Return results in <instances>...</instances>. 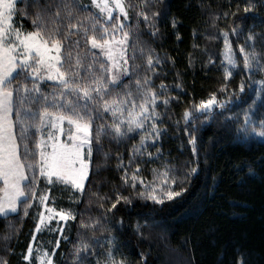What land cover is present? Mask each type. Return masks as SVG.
Masks as SVG:
<instances>
[{
	"label": "trees",
	"instance_id": "16d2710c",
	"mask_svg": "<svg viewBox=\"0 0 264 264\" xmlns=\"http://www.w3.org/2000/svg\"><path fill=\"white\" fill-rule=\"evenodd\" d=\"M122 1L128 19L108 21L91 0H73L72 22H83L90 28L89 17H96L100 21L97 28L103 23L125 25L124 31L130 33L125 43L127 74L120 78L113 96L123 97L132 91L139 104L136 80L143 83L147 77L145 87L158 96V115L132 132L126 131L127 124L122 125L124 136L113 138L108 129L110 134L102 136L99 143L93 140L83 189L75 190L53 179L49 182L39 174L37 165L32 188L35 195L30 194L26 211L19 204L16 213L0 215V264H38L37 257L44 253L49 254L52 264H97L98 260L103 264L109 248H114L116 261L124 264H264V138L251 134L238 140L244 134L239 129L245 112L254 110L251 118L259 127L264 119V0H147V7L145 0ZM248 4L252 8L245 13ZM14 6L13 26L23 32L35 30L36 12L45 6L54 11L49 0H17ZM138 12H146L148 21L138 17ZM153 12L160 15L154 17ZM60 20V31L64 32L67 19L63 12ZM53 27L56 25L48 24V29ZM113 31L109 27V38ZM249 33L255 35L254 41L247 39ZM117 35L123 34L115 32V38ZM226 36L240 61L229 77L224 73ZM76 40L78 47L72 43ZM253 43L261 69L253 65L249 72L243 66L240 48ZM89 51L100 52L86 44L82 35L62 41L65 68L70 58L72 71L82 76L100 75L99 63L92 64L93 59L104 61L106 66L108 61L102 54L93 57ZM77 54L82 58L79 68L75 66ZM105 75L110 77V73ZM54 84L49 80L39 83L49 95V103ZM213 96L223 107L209 115L193 114L194 107ZM39 108L33 105L34 111ZM185 112L190 113L187 119ZM112 121V115L101 109L93 128H107ZM36 139H40L39 134ZM138 148L141 151L135 152ZM35 159L39 161V156ZM137 169L139 179L133 189L130 185ZM154 169L157 173L167 169L176 178L171 187L184 189L179 197L155 204L137 195L153 182ZM27 175L31 178L32 171ZM155 183L161 184L162 178ZM41 194L48 197L47 206L70 214L69 218L40 227ZM118 196L129 197L131 203L123 199L116 203ZM85 244L88 248L78 257L77 248ZM29 248L32 255L26 260Z\"/></svg>",
	"mask_w": 264,
	"mask_h": 264
},
{
	"label": "snow or ice",
	"instance_id": "6c2138e0",
	"mask_svg": "<svg viewBox=\"0 0 264 264\" xmlns=\"http://www.w3.org/2000/svg\"><path fill=\"white\" fill-rule=\"evenodd\" d=\"M33 2L38 3L39 0H33ZM49 2L54 5V11L48 10L45 6L42 11L36 12L33 19L35 30L23 32L20 28L13 26L15 11L13 0H0V215L4 217H7L9 213H16L18 204L24 205L26 211L30 194L35 195L32 188L36 179L37 165L39 174L49 177V182H52L50 178L55 176L60 181L70 183L72 187L83 189L89 168L84 157L85 145L88 146L87 157L90 158L93 140L99 143L102 136L110 134L108 129L114 133L113 138L121 137L126 135L122 125L127 124L126 131L132 132L135 129H142L146 119L158 115L156 113L158 96L151 87H145L148 83L147 77L143 83L139 79L136 80V94L141 96L139 104L132 91H126L123 97L119 94L113 96V90L120 87V73H112V69L119 68L123 74H127V68H121L120 65V60H123L124 65L128 63V59L124 56L126 48L118 47L125 44L130 35L128 31H124L125 25L122 22L118 27L115 24L103 23L100 28H97V24L100 23L99 19L89 17L92 21L89 28L83 22H72L76 8L73 0H49ZM113 3L124 19H128V13L122 0H113ZM92 4L101 13L106 14L108 21L120 20L119 15L113 16L115 9L110 6L109 0H92ZM145 7H147V0H145ZM251 8V4L246 5L244 12H249ZM61 12L67 19L64 32L60 31ZM152 15L155 17L160 13L153 12ZM137 16H143L145 22L149 19L146 12H138ZM46 17H51V20ZM49 23L56 27L48 29ZM109 27L114 30L110 38L108 36ZM72 29L76 31L73 32ZM233 31L236 32V29ZM115 32H122L123 39L116 41V46H113ZM72 35H82L86 44L91 43L92 49L99 48L101 52L89 51V54L96 58L101 54L105 55L111 67L106 66L104 61L93 59L92 64L99 63L101 74L96 75L93 72L88 76H82L78 71L71 70L72 61L69 58L68 67L65 68L61 56L62 41ZM247 39L254 41L255 35L249 33ZM72 43L78 47L79 40ZM240 53L243 54V66L246 70L251 72L253 65L261 69L255 43L241 47ZM223 55L227 62L224 73L226 77H229L232 75V69L236 68L240 61L228 43L227 36ZM132 59H135V56ZM147 63L151 68L153 64L151 56L148 57ZM81 64L82 58L77 54L75 66L79 68ZM105 73H111L110 77ZM21 77H23L22 80ZM45 77L47 80L57 81L52 85L54 91L50 94L51 103L48 102L49 95L45 94L39 86L40 81ZM240 91H244L243 84ZM81 100L84 101L83 104L80 103ZM214 103L215 97L213 96L208 101H201L197 107L207 113ZM37 104L40 108L34 111L33 105ZM101 109L103 113H110L113 121L107 128L104 125H97L93 128V121L100 115ZM92 113H96L97 116ZM117 114H119L118 118ZM252 115H254V110L251 108L245 112L244 123L239 131L244 133L245 138L253 133L264 138V119L260 121V130L257 131L255 122L251 118ZM184 116L187 119L190 113L185 112ZM65 121L68 125L69 143L60 141L57 135V133L64 134ZM152 127L155 129V124ZM45 129L48 130L47 140L43 138ZM38 134L41 137L39 140L36 139ZM156 135H160L158 130H156ZM48 141L51 142L50 152L47 151ZM143 143L144 138L142 137V146ZM35 149H39V152L37 153ZM134 151L139 152L141 149ZM37 155L39 161L35 159ZM29 170L33 173L31 178L27 175ZM195 171V168L191 169V172ZM153 172V182L137 192L141 198L152 200L155 204H164L165 200L172 201L184 191L182 187L180 190L171 187L176 183V178L171 176L167 169L160 173L154 169ZM138 174L139 169L132 176L130 186L133 189L136 188ZM161 178L162 183L156 184L155 181ZM125 183H128L127 178H125ZM141 183L143 184L142 180ZM39 198L41 203L48 199L43 194ZM120 199H123L125 203H131L127 196H118L116 203H119ZM116 203L112 204L113 208L116 207ZM48 211L51 213L54 209L49 208ZM59 215L61 219H67L70 216L63 212ZM109 243L112 242L109 241ZM87 248V244L82 248H77V256L79 257V252ZM31 255L32 251L29 248L25 259L29 260ZM48 255L45 253L43 257H37L40 264H52V261L47 258ZM80 264H83V261ZM97 264H100L99 260ZM103 264H124V261L117 262L114 257V248H109ZM240 264L243 262L241 261Z\"/></svg>",
	"mask_w": 264,
	"mask_h": 264
},
{
	"label": "rangeland",
	"instance_id": "374dc122",
	"mask_svg": "<svg viewBox=\"0 0 264 264\" xmlns=\"http://www.w3.org/2000/svg\"><path fill=\"white\" fill-rule=\"evenodd\" d=\"M17 0H13V3H14V5H15V2H16ZM92 1V0H91ZM122 3H123V5H124V1H122ZM109 4H110V6L111 7H113V9H115V5H114V3H113V0H109ZM94 6V5H93ZM95 7V6H94ZM125 7V6H124ZM96 8V7H95ZM97 10H98V12H99V14H101L102 16H105V18L107 19V16H106V14L105 13H101L100 12V10L98 9V8H96ZM115 15H119L120 17H122V18H124L123 17V15L121 14V13H119V10L118 9H115L114 11H113V16H115ZM123 39V35L122 36H119V35H117V38H115V40L113 41V46H116V41H119V40H122ZM118 47H120V48H125V44H123V45H119ZM96 50H99L100 52H101V50L99 49V48H97ZM103 55V54H102ZM124 56H125V53H124ZM103 57H104V59H105V61L107 60V57L105 56V55H103ZM117 59H119V56H117ZM108 67H111V64L110 63H108ZM120 65H121V68H126V65H124L123 64V60H120ZM112 73H120V78H122L125 74H123L122 72H121V70L119 69V68H113L112 69ZM110 75H111V73H110ZM44 80H47V78L45 77V79ZM48 81V80H47ZM49 81H51V82H53V83H57V81L56 80H49ZM215 97V103L213 104V106H212V108L210 109V110H208L207 111V113L204 111V110H202V109H199L198 107H194V109L192 110V112H193V114H204V115H209L210 113H212L213 111H214V109L215 108H217V109H220V107H221V105H222V102H220V101H218V99H217V97L216 96H214ZM212 98V97H211ZM210 98V99H211ZM209 100V99H208ZM208 100H206V101H208ZM255 126H256V128H257V131H259L260 130V127L259 126H257V124H255ZM64 134H60V133H57V135H58V138H59V140L60 141H62V142H65V143H69L70 141H69V139H68V135H67V133H68V125H67V122L65 121L64 122ZM47 129H45V132H44V139L45 140H47ZM75 131V129L73 128V132ZM249 132H251V129H249ZM82 135V134H81ZM252 135H254V136H257V135H255L254 133L252 134ZM258 138H260V139H262L261 137H259V136H257ZM41 138V137H40ZM241 140V139H246L245 137H244V134H243V136H242V138H238V140ZM48 144H49V147L47 148V151L48 152H50L51 151V147H50V144H51V142L50 141H48ZM87 145H85V148H84V157H85V160H86V162L88 163V157H87ZM88 170H89V168H88ZM88 176V175H87ZM46 179H49V177H47V176H44ZM87 178V177H86ZM85 178V180H84V184H85V182H86V179ZM50 179H53V180H56L57 182H60V183H63V184H68V185H70L71 186V184L70 183H66V182H64V181H60V180H58L57 179V177H55V176H52ZM75 190H77L78 188H75V187H73ZM78 190H80V189H78ZM19 208V204H18V207H17V209ZM49 208H51L50 206H47V204H46V200L44 201V203H42V210H41V213H40V221H39V226L40 227H42V226H47L48 224H50L52 221H55V220H58V221H61V222H65L66 221V219H61L60 218V215H59V213L60 212H56L55 210L53 211V212H51V213H49V211H48V209ZM9 214H13V213H9ZM1 216H3V215H1ZM45 254V253H44ZM44 254H40L38 257H43L44 256ZM48 259H50L49 257H47ZM37 263L38 264H40V262H39V259H37Z\"/></svg>",
	"mask_w": 264,
	"mask_h": 264
}]
</instances>
